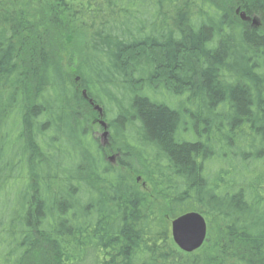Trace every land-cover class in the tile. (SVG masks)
<instances>
[{
  "label": "trees",
  "instance_id": "1",
  "mask_svg": "<svg viewBox=\"0 0 264 264\" xmlns=\"http://www.w3.org/2000/svg\"><path fill=\"white\" fill-rule=\"evenodd\" d=\"M0 264H264V0H0Z\"/></svg>",
  "mask_w": 264,
  "mask_h": 264
},
{
  "label": "water",
  "instance_id": "2",
  "mask_svg": "<svg viewBox=\"0 0 264 264\" xmlns=\"http://www.w3.org/2000/svg\"><path fill=\"white\" fill-rule=\"evenodd\" d=\"M237 13H239V10ZM240 17L245 22H252L253 26H259V22L256 18L248 17L243 12L240 14ZM83 96L87 97L85 92ZM90 103L92 104V101ZM94 110L102 115V109L99 106L96 105ZM100 124L105 130L102 137L106 140L109 135L106 131V124L103 121H101ZM171 235L178 249L186 254H192L202 248L207 239L206 220L203 215L196 212L184 214L172 221Z\"/></svg>",
  "mask_w": 264,
  "mask_h": 264
},
{
  "label": "rangeland",
  "instance_id": "3",
  "mask_svg": "<svg viewBox=\"0 0 264 264\" xmlns=\"http://www.w3.org/2000/svg\"><path fill=\"white\" fill-rule=\"evenodd\" d=\"M237 15L240 16L238 13H237ZM76 43H78V42L77 41L75 42V45L73 46L72 50H68L64 53H61L60 58H59V60L62 61V64L64 66H66V71L69 74V76H71V77H73L75 75L76 68H77L79 61H80V58H81V56H79L80 55L79 50L81 49V42L77 45H76ZM78 48H80V49L78 50ZM84 110H85V116H86L85 118H86V120H88L90 122V124L92 126V131L94 132V134L97 137H101L102 129L97 124V119H98L97 117L98 116H96V111H94L92 107L91 108H84ZM89 114L91 116H88ZM102 140H103L102 142L104 144H106V140H104V139H102ZM124 173H126L127 175H130V177H132V180L136 183V186L138 187V189H140L141 191H143L144 193H146L148 195L151 193L148 184L145 183L144 178L139 173L136 172L135 174H133V173H129L126 171H124ZM154 202H156V204L161 203V202H159V200H156ZM159 206H160V204H159ZM221 232L222 231L217 229V228L207 229L208 245H206V247L208 250V252H207L208 254L210 253V255H213L211 251L213 248H215V244L222 245L221 243L223 242V240H222V237L220 234ZM196 253H198V252H196ZM45 259H46V256L42 257L43 262ZM44 263H46V262H44Z\"/></svg>",
  "mask_w": 264,
  "mask_h": 264
}]
</instances>
